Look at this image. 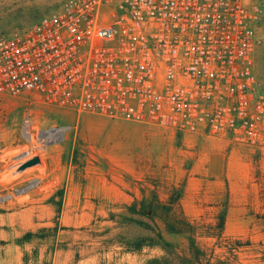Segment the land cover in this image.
<instances>
[{
    "label": "built area",
    "instance_id": "2783aa9c",
    "mask_svg": "<svg viewBox=\"0 0 264 264\" xmlns=\"http://www.w3.org/2000/svg\"><path fill=\"white\" fill-rule=\"evenodd\" d=\"M264 0H62L0 37V94L264 154Z\"/></svg>",
    "mask_w": 264,
    "mask_h": 264
},
{
    "label": "rangeland",
    "instance_id": "374dc122",
    "mask_svg": "<svg viewBox=\"0 0 264 264\" xmlns=\"http://www.w3.org/2000/svg\"><path fill=\"white\" fill-rule=\"evenodd\" d=\"M61 2L0 0V37ZM256 62L264 87V31ZM59 127H67L63 140L48 142L57 133L43 131ZM36 155L39 163L18 170ZM148 176L183 183V208L203 224L216 221L228 193L225 235L236 242L202 238V243L217 251L236 246L227 264H264V154L210 136L55 108L28 92L0 94V196L11 194L0 202V212L36 207L39 214L35 231L19 239H37L21 264H141L161 255L158 249L131 253L108 244L109 225L101 221L110 210L122 209L131 192L140 194L135 181ZM32 181L34 187L16 193ZM29 232L33 235L26 237Z\"/></svg>",
    "mask_w": 264,
    "mask_h": 264
},
{
    "label": "trees",
    "instance_id": "16d2710c",
    "mask_svg": "<svg viewBox=\"0 0 264 264\" xmlns=\"http://www.w3.org/2000/svg\"><path fill=\"white\" fill-rule=\"evenodd\" d=\"M135 187L140 194L131 192V200L122 209H112L101 219L112 223L104 230L109 235L108 244L131 253H140L146 248L162 252L141 264H227V255L234 254L236 246L225 244L217 251V246L203 244L201 239L214 238L215 243L236 242L225 235L228 193L216 221L203 224L191 219L183 208V183L148 176L145 180H136ZM32 235L29 232L26 237ZM169 236H183L184 241H174Z\"/></svg>",
    "mask_w": 264,
    "mask_h": 264
},
{
    "label": "crops",
    "instance_id": "0c3cea01",
    "mask_svg": "<svg viewBox=\"0 0 264 264\" xmlns=\"http://www.w3.org/2000/svg\"><path fill=\"white\" fill-rule=\"evenodd\" d=\"M38 209L44 212L41 207ZM43 209L50 208L44 206ZM35 212L36 207L0 212V264H21L25 249H29V246L37 240L35 237L28 241L19 240L27 231H35L37 228L34 217L39 214ZM103 222L108 223L109 226L112 225L108 220ZM3 241L6 243H2ZM2 252L5 255H2Z\"/></svg>",
    "mask_w": 264,
    "mask_h": 264
},
{
    "label": "water",
    "instance_id": "95a60500",
    "mask_svg": "<svg viewBox=\"0 0 264 264\" xmlns=\"http://www.w3.org/2000/svg\"><path fill=\"white\" fill-rule=\"evenodd\" d=\"M56 129H59V130H60V134H59V136L57 137V142H60V141L63 140V138H64V134H65V132H66L67 127H59V128L50 129V130H56ZM50 130H45V131H43V133H44V132H47V131H50ZM29 138H30V137H29ZM48 142L53 143V142H51V141H48ZM40 161H41L40 156H38V155L33 156L32 158H29V159H27L25 162H23V163L19 166L18 170H23V169H25V168H27V167H29V166H32V165H35V164L39 163ZM36 184H37V181H32V182L29 183L28 185H26V186H24V187H22V188H20V189H17V190H16V193H17V194H22V193L28 191L30 188L34 187ZM10 196H11V194H9V195H5V196H0V202L6 200V199L9 198Z\"/></svg>",
    "mask_w": 264,
    "mask_h": 264
},
{
    "label": "bare ground",
    "instance_id": "6f19581e",
    "mask_svg": "<svg viewBox=\"0 0 264 264\" xmlns=\"http://www.w3.org/2000/svg\"><path fill=\"white\" fill-rule=\"evenodd\" d=\"M50 131H53V132L57 133V136H56V138L51 139V140H49V141H51V142H55V141H57V137H58L59 134H60V130H59V129H56V130H50ZM47 132H48V131H47ZM44 133H46V132H44Z\"/></svg>",
    "mask_w": 264,
    "mask_h": 264
}]
</instances>
